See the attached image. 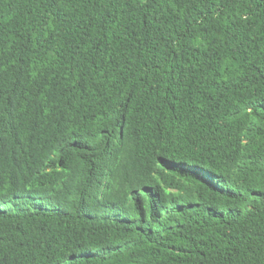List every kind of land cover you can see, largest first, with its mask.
<instances>
[{
	"label": "trees",
	"instance_id": "1",
	"mask_svg": "<svg viewBox=\"0 0 264 264\" xmlns=\"http://www.w3.org/2000/svg\"><path fill=\"white\" fill-rule=\"evenodd\" d=\"M0 264H264V0H0Z\"/></svg>",
	"mask_w": 264,
	"mask_h": 264
}]
</instances>
